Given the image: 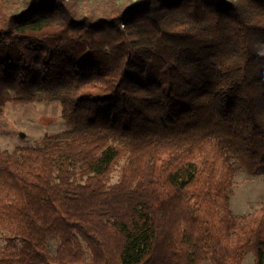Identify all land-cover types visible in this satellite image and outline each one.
Segmentation results:
<instances>
[{
  "label": "trees",
  "instance_id": "obj_1",
  "mask_svg": "<svg viewBox=\"0 0 264 264\" xmlns=\"http://www.w3.org/2000/svg\"><path fill=\"white\" fill-rule=\"evenodd\" d=\"M41 100L70 130L0 149V264H264L230 204L264 173V0H0V112Z\"/></svg>",
  "mask_w": 264,
  "mask_h": 264
},
{
  "label": "rangeland",
  "instance_id": "obj_2",
  "mask_svg": "<svg viewBox=\"0 0 264 264\" xmlns=\"http://www.w3.org/2000/svg\"><path fill=\"white\" fill-rule=\"evenodd\" d=\"M69 130L70 125L62 116V107L58 100L9 103L0 112V149L12 152L19 147L38 146L46 135H59L64 138ZM124 164L125 160H122L111 173L110 184L119 181ZM230 204L236 215L264 207V173L251 174L240 169L234 180ZM20 246L21 238L16 226L0 224V258L17 255ZM57 247V241L50 242L51 253L54 254ZM87 258L91 259L89 251ZM205 264L211 262L207 261ZM243 264H256L255 255L249 254Z\"/></svg>",
  "mask_w": 264,
  "mask_h": 264
}]
</instances>
